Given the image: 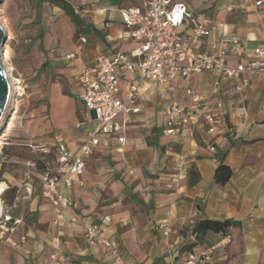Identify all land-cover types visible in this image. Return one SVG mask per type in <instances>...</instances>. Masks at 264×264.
<instances>
[{
  "label": "crops",
  "instance_id": "crops-1",
  "mask_svg": "<svg viewBox=\"0 0 264 264\" xmlns=\"http://www.w3.org/2000/svg\"><path fill=\"white\" fill-rule=\"evenodd\" d=\"M67 1L87 25L85 33L76 31L60 7L34 0L46 17L44 27L37 41L28 38L24 63L13 61L26 88L20 110H14L18 114L11 113L2 133L0 182L7 185L2 199L22 222L12 234L14 243L0 239V264H113L110 250L90 245L84 236V224L105 216L111 221L101 226L102 234L128 262L167 264L170 257L206 248L219 264L264 262V70L229 79L211 71L192 73L174 79L173 92L167 83L150 84L132 104L139 111L125 122L124 142L114 134L98 136L84 173L61 188L74 223L55 222L53 205L40 195L39 182H20L30 169L24 163L40 176L56 163L59 144L74 151L95 130L94 114L79 98L80 65L103 54H129L136 46L121 11L139 6L138 0ZM177 1L209 21L210 34L199 49L215 52L220 39L236 40L243 52L227 54L229 65L255 58L252 50L264 40V0L259 5L255 0ZM185 25L189 32L188 19ZM125 84L123 78L121 92ZM188 88L207 111L223 119L214 134L206 133L201 116L191 134L163 133L165 103L188 104ZM221 162L231 170L223 184L214 179ZM204 219L237 223L225 234L208 231L196 243L193 226Z\"/></svg>",
  "mask_w": 264,
  "mask_h": 264
},
{
  "label": "built area",
  "instance_id": "built-area-1",
  "mask_svg": "<svg viewBox=\"0 0 264 264\" xmlns=\"http://www.w3.org/2000/svg\"><path fill=\"white\" fill-rule=\"evenodd\" d=\"M139 6H128L121 11V19L128 35L136 46L129 54L121 52L113 56L99 55L88 63L80 65L77 80L82 89L79 98L90 109L96 121V128L74 151L59 144L56 151V163L47 167L39 182L40 195L49 200L54 208L55 222H76L74 216L66 214L69 199L61 192L62 187L70 186L74 177L85 170V159L100 135H116L123 143L125 137L121 131L131 113L139 111L132 104L152 83L168 84V90H174L172 81L184 79L192 73L211 71L224 79L237 78L244 72L264 70V40L252 50L255 58L229 65L227 54H240L243 47L236 40L220 39L215 52L199 49L202 38L208 36L211 27L207 18L190 9L183 1L177 0H138ZM262 0H255L259 5ZM190 21L189 32H185V20ZM126 84L121 92L120 81ZM190 95L188 104H181L175 99L165 103L163 113L166 127L163 133H175L185 136L191 134L200 116L207 123V134H214L223 119L206 110L198 95L187 89ZM264 107V104H263ZM121 116V119L119 117ZM222 139H227L223 135ZM5 143V142H0ZM214 151V145L209 146ZM7 188L0 182V239L14 243L12 234L22 222L19 216L11 214L10 207L2 199ZM105 216L99 223L83 225L84 236L90 245H103L111 251L113 264H137L128 262L117 253L115 246L103 234L101 226L110 223ZM166 234V232H165ZM229 238V234L225 235ZM22 235L20 241H24ZM69 264H83L73 261ZM167 264H219L211 248L188 250L181 258L170 257ZM258 264H264L259 262Z\"/></svg>",
  "mask_w": 264,
  "mask_h": 264
},
{
  "label": "rangeland",
  "instance_id": "rangeland-1",
  "mask_svg": "<svg viewBox=\"0 0 264 264\" xmlns=\"http://www.w3.org/2000/svg\"><path fill=\"white\" fill-rule=\"evenodd\" d=\"M32 1L34 0H1L0 3V18H2L5 24V27H2L8 34H6V42L4 45V48L8 49V56L4 65L1 58V64L4 70L5 68L9 69L10 78L13 84L12 97L15 100L10 107L13 108L11 111L12 115L18 114V112L15 113L14 110H20L22 106L21 98L24 97V90L26 88L24 85L26 81L23 79V76L19 75V70L17 72L13 67V61L16 60L22 64L24 63L22 54H24L25 50L28 48V38L34 37L37 41L38 33L42 30V27H44L43 24L46 20V17L45 19L43 17L44 12L42 11V8L35 5V2ZM32 9L36 10L35 16L32 17L33 19L30 18L33 14ZM0 142H6V137L3 134H0ZM4 144L5 143H0V146H3ZM32 146L39 148L40 145L39 143H32ZM29 148L31 149L30 146ZM22 166H24L25 169H28L27 167L30 166V169L26 175H23L22 173L20 182H40L41 174L39 176L38 173H36V170L32 169V165L24 163Z\"/></svg>",
  "mask_w": 264,
  "mask_h": 264
},
{
  "label": "trees",
  "instance_id": "trees-1",
  "mask_svg": "<svg viewBox=\"0 0 264 264\" xmlns=\"http://www.w3.org/2000/svg\"><path fill=\"white\" fill-rule=\"evenodd\" d=\"M47 2L54 4L60 7L71 19V21L76 26V31L79 33H85L87 30V25L81 20L78 14L74 11L73 7L67 0H46ZM231 175L230 168L223 164L222 162L217 165L214 172V179L217 183L223 184L225 183ZM237 222L232 219L225 220H212V219H204L200 220L193 226V232L196 236V243L202 240L203 235L208 231L220 232L225 234L227 229L235 225ZM190 246V245H187Z\"/></svg>",
  "mask_w": 264,
  "mask_h": 264
},
{
  "label": "water",
  "instance_id": "water-1",
  "mask_svg": "<svg viewBox=\"0 0 264 264\" xmlns=\"http://www.w3.org/2000/svg\"><path fill=\"white\" fill-rule=\"evenodd\" d=\"M0 3H1V0H0ZM5 42H6L5 30L3 29L2 25L0 24V117L3 113L4 107H5L6 102H7L8 89H9L8 79H7L5 70L3 69L2 64H1V52L4 48ZM12 109L13 108H11L9 114L7 115V120H6L5 124L0 128V134L3 133V131L6 127V124L8 122L10 115H11Z\"/></svg>",
  "mask_w": 264,
  "mask_h": 264
},
{
  "label": "bare ground",
  "instance_id": "bare-ground-1",
  "mask_svg": "<svg viewBox=\"0 0 264 264\" xmlns=\"http://www.w3.org/2000/svg\"><path fill=\"white\" fill-rule=\"evenodd\" d=\"M0 23L3 27H5V24H4V21L2 20V18H0ZM5 30V29H4ZM5 34L6 33V30H5ZM4 51H2L1 53V58H2V62H3V65H4V62H6V58L8 56V49L7 48H4L3 49ZM5 73H6V76H7V79H8V86H9V89H8V98H7V102H6V105L4 107V110H3V113L0 117V128L5 124L6 120H7V115L9 114L10 110H11V106L12 104L14 103V98L12 97V80H11V76H10V73H9V69L5 68Z\"/></svg>",
  "mask_w": 264,
  "mask_h": 264
}]
</instances>
